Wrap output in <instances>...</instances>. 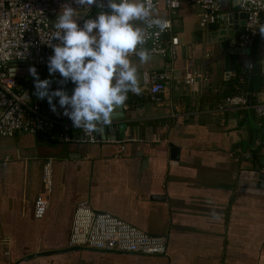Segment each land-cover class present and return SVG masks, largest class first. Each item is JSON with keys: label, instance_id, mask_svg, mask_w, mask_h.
<instances>
[{"label": "crops", "instance_id": "obj_1", "mask_svg": "<svg viewBox=\"0 0 264 264\" xmlns=\"http://www.w3.org/2000/svg\"><path fill=\"white\" fill-rule=\"evenodd\" d=\"M217 1L226 16L241 13L239 2ZM155 10L168 17L164 0ZM200 14L187 3L177 10L172 58L150 55L139 64L130 57L141 91L130 92L123 105V136L94 133V143L59 142L43 134L0 137V264H264V195L243 192L239 184L243 170L264 175V123L251 108L215 109L226 79L246 68L250 57L229 54L224 61L225 50L210 37L212 25H200ZM144 70L170 73L158 100L142 86ZM188 70L206 79L185 87ZM257 95H264V81ZM46 160L52 192L45 214L36 219ZM82 201L165 237L166 253L69 247L73 214Z\"/></svg>", "mask_w": 264, "mask_h": 264}, {"label": "built area", "instance_id": "obj_2", "mask_svg": "<svg viewBox=\"0 0 264 264\" xmlns=\"http://www.w3.org/2000/svg\"><path fill=\"white\" fill-rule=\"evenodd\" d=\"M160 0H153L155 8ZM68 3L74 8L79 6L72 0H0V137H12L15 134H43L59 142L94 143V134L89 135L81 129L73 128L71 121L62 116L61 109L53 113L49 109L34 105L31 101L30 88L21 85L20 80L31 79L28 72L34 66L38 75L46 68L47 58L52 55L51 49L45 44L52 31V23L60 7ZM168 12L166 19L171 27L161 33L159 38H150L144 47L150 55L172 58L178 44V38L172 34L173 17L183 3L201 9L200 25H221L226 22V14L220 9L217 0H177V7H171V0H164ZM106 10V9H105ZM240 12L245 14L244 31L237 36L236 44L249 47L259 39L264 43V35L260 29L264 27V0H240ZM87 11L94 16L99 9H77L76 15L82 16ZM88 17H84L87 19ZM82 23V20L78 21ZM169 34L166 42L164 36ZM56 41H53L55 43ZM135 56L134 54L130 57ZM25 60V64H10V61ZM170 73L164 71H142V86L146 88L152 100L166 88ZM56 83L61 79L58 73L52 76ZM198 79L205 76L188 70L183 77L185 87L192 86ZM237 108H251L255 115L264 123V95L256 94V102L248 103L244 91L222 97L216 104V111L224 113ZM41 190L33 208V216L42 218L45 214L52 192L51 161L46 160L42 167ZM69 247L84 248L103 252L135 253L141 255L160 256L167 251L165 237L151 235L108 214L93 211L86 201L76 205L70 235Z\"/></svg>", "mask_w": 264, "mask_h": 264}, {"label": "clouds", "instance_id": "obj_3", "mask_svg": "<svg viewBox=\"0 0 264 264\" xmlns=\"http://www.w3.org/2000/svg\"><path fill=\"white\" fill-rule=\"evenodd\" d=\"M72 3L79 7L68 3L60 7L45 43L52 52L46 61L47 73L49 77L59 74V87L52 89L50 79H40L34 66L28 72L36 97L46 100L51 112L56 113L59 107L73 128L102 135L128 94H140L138 68L130 56L134 54L139 64L147 63L150 53L144 45L150 38H159L171 22L156 13L153 0ZM93 6L99 9L94 16L87 11L76 15L77 9L91 10ZM170 6L177 7V0H171ZM259 33L264 35V27ZM65 83L73 85L70 94L64 90Z\"/></svg>", "mask_w": 264, "mask_h": 264}, {"label": "water", "instance_id": "obj_4", "mask_svg": "<svg viewBox=\"0 0 264 264\" xmlns=\"http://www.w3.org/2000/svg\"><path fill=\"white\" fill-rule=\"evenodd\" d=\"M235 2H239L240 0H234ZM245 14L244 13H234L228 14L226 22L222 23L221 25H213L209 29L210 37L214 40L215 44H218L221 49H224L226 52V56L224 61L228 60L229 54L235 55H244L250 53L249 47H240L236 44V39L239 34L244 31L245 25ZM238 19L239 22L233 25V20ZM25 60H14L10 61V64H25ZM262 68L264 71V60L262 62ZM73 85L71 84L70 87L64 88L67 93H71ZM125 118V110L123 106L117 108L116 111L112 114V124L107 126L104 132L113 131L116 137L119 135V132L122 135L123 130L126 128V122H124ZM98 136V134H96ZM115 138V137H114ZM240 179V186H244L241 191L250 193V194H259L264 195V175L262 173H258L255 170H243L239 175ZM247 179V181L245 180Z\"/></svg>", "mask_w": 264, "mask_h": 264}, {"label": "trees", "instance_id": "obj_5", "mask_svg": "<svg viewBox=\"0 0 264 264\" xmlns=\"http://www.w3.org/2000/svg\"><path fill=\"white\" fill-rule=\"evenodd\" d=\"M263 43L259 39L255 40L250 48V62L246 68H236L235 76L226 79L227 88L223 91V95H230L239 91H244L247 95L248 103L251 105L256 102V94L263 89L264 72L262 68V62L264 55L262 54ZM40 79L48 78L52 81L51 88L55 89L59 87L55 84L52 76L49 77L47 73V67L44 68L40 75ZM21 85H27L30 88L31 101L34 105H37L44 109H49L46 100L38 99L35 95V89L33 85V78L20 80ZM55 103V100L53 101ZM95 251V250H94Z\"/></svg>", "mask_w": 264, "mask_h": 264}]
</instances>
